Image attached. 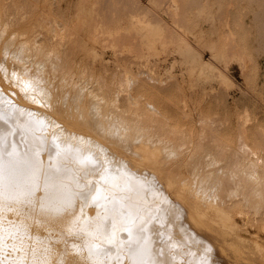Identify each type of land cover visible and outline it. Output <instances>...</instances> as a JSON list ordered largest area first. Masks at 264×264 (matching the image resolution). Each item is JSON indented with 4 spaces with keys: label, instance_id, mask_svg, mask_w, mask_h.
<instances>
[{
    "label": "bare ground",
    "instance_id": "obj_1",
    "mask_svg": "<svg viewBox=\"0 0 264 264\" xmlns=\"http://www.w3.org/2000/svg\"><path fill=\"white\" fill-rule=\"evenodd\" d=\"M34 6L0 5V264H264L237 219L252 211L264 229V125L248 131L243 114L236 137L221 134L219 114L200 116L206 105L198 129L183 104L177 120L127 67L107 80L77 65L57 17L22 26ZM161 34L160 46L186 45ZM118 38L105 43L143 53ZM101 175V198L85 201Z\"/></svg>",
    "mask_w": 264,
    "mask_h": 264
},
{
    "label": "rangeland",
    "instance_id": "obj_2",
    "mask_svg": "<svg viewBox=\"0 0 264 264\" xmlns=\"http://www.w3.org/2000/svg\"><path fill=\"white\" fill-rule=\"evenodd\" d=\"M25 1L35 6L22 26L30 25L42 11L57 17L74 33L65 40L77 42L76 56L74 54L77 65H86L95 75L108 76L107 80H112L114 74L121 75L127 67L132 78L133 73L135 76L138 74V81L133 78L136 86L143 83L155 96L158 106L176 115L177 120L184 115L181 112L184 109L180 107L183 104L188 117L192 114L193 121L188 122L190 120L186 117L187 123H194L192 126L197 129L203 119L210 120L216 113L215 118L219 114L223 122H228L223 123L220 118L213 117L217 120L215 124L218 120L223 123L219 125L218 122V127L226 123L221 130V127H215L220 133L223 130L221 134L231 137H236V131L240 129V115H249L247 118L250 119H244L248 131L254 132L264 125V0ZM2 2L0 0V5ZM142 18H152L156 22L147 27ZM169 30L184 41L189 53L181 50L185 46L177 41L159 45L156 37ZM95 33L99 35L95 36ZM114 36L126 43L129 38H136L143 53L136 54L126 49L121 52L112 44L105 43ZM230 43L238 45L240 51L231 55ZM182 98L185 102L181 101ZM178 99L182 103L175 106L173 103ZM245 110L249 113H244ZM200 111L211 118L200 113L203 119L199 118L201 122L198 124L199 114L196 113ZM247 214L237 218L243 235L264 245V229L257 216ZM245 217L247 220L243 221ZM205 247L207 245L197 246L201 253ZM209 249L210 255L213 253L210 259L217 263L218 256L211 246Z\"/></svg>",
    "mask_w": 264,
    "mask_h": 264
},
{
    "label": "snow or ice",
    "instance_id": "obj_3",
    "mask_svg": "<svg viewBox=\"0 0 264 264\" xmlns=\"http://www.w3.org/2000/svg\"><path fill=\"white\" fill-rule=\"evenodd\" d=\"M9 134H11V133H9ZM81 163H83V161H81ZM96 171H99V169H96ZM103 180H105V176L101 175L99 177V179L97 180L96 185L94 187L89 188L88 191L83 194L82 198L85 201H88V200H91L93 202L98 201L101 198V188L103 187V185L100 183V181H103ZM90 184H92V181L88 180L87 183L85 185H83V187H88V185H90ZM41 207H43V205H41ZM140 231L143 232L144 229L142 228ZM128 236H129V239H131V237H132L131 231L128 232ZM108 242L109 243L112 242V236L111 235L108 236ZM162 254L163 253L161 252V255ZM160 264H168V262L165 260H162V261H160ZM202 264H207V262L203 261Z\"/></svg>",
    "mask_w": 264,
    "mask_h": 264
}]
</instances>
